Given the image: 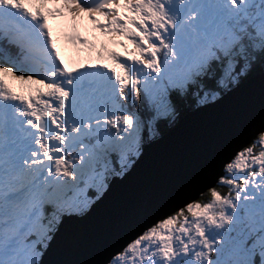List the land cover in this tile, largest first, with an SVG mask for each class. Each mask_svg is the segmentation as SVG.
<instances>
[{
    "label": "snow or ice",
    "instance_id": "snow-or-ice-1",
    "mask_svg": "<svg viewBox=\"0 0 264 264\" xmlns=\"http://www.w3.org/2000/svg\"><path fill=\"white\" fill-rule=\"evenodd\" d=\"M0 264H264V0H0Z\"/></svg>",
    "mask_w": 264,
    "mask_h": 264
},
{
    "label": "water",
    "instance_id": "water-1",
    "mask_svg": "<svg viewBox=\"0 0 264 264\" xmlns=\"http://www.w3.org/2000/svg\"><path fill=\"white\" fill-rule=\"evenodd\" d=\"M201 119L202 118L197 115L188 116L185 120L184 126L180 129H177L174 132L166 133L164 144L155 148L154 151L157 153L161 152L166 145L174 143L178 139H180L184 135L186 130L197 129L199 127ZM210 179L211 177L209 176L207 179L196 180L191 183L181 184L180 185L181 192L183 195H192L195 193V191L198 188H201L202 185L204 183H207ZM128 199L130 201H135L137 199V193L130 192ZM120 211H121V206L109 208L104 214L94 218L90 222L89 227L95 233L105 234L114 225L116 217H118V215L120 214ZM116 243H118V239L111 240V246H114ZM99 255L100 253H92V254H89L87 258H99Z\"/></svg>",
    "mask_w": 264,
    "mask_h": 264
},
{
    "label": "bare ground",
    "instance_id": "bare-ground-1",
    "mask_svg": "<svg viewBox=\"0 0 264 264\" xmlns=\"http://www.w3.org/2000/svg\"><path fill=\"white\" fill-rule=\"evenodd\" d=\"M13 85L16 86V88H17L18 90H21V88H20L19 86H17L16 82H13Z\"/></svg>",
    "mask_w": 264,
    "mask_h": 264
},
{
    "label": "trees",
    "instance_id": "trees-1",
    "mask_svg": "<svg viewBox=\"0 0 264 264\" xmlns=\"http://www.w3.org/2000/svg\"><path fill=\"white\" fill-rule=\"evenodd\" d=\"M218 190H220V191H226V189H218ZM201 199H203V197H201Z\"/></svg>",
    "mask_w": 264,
    "mask_h": 264
},
{
    "label": "rangeland",
    "instance_id": "rangeland-1",
    "mask_svg": "<svg viewBox=\"0 0 264 264\" xmlns=\"http://www.w3.org/2000/svg\"><path fill=\"white\" fill-rule=\"evenodd\" d=\"M62 52H63V50H62Z\"/></svg>",
    "mask_w": 264,
    "mask_h": 264
}]
</instances>
